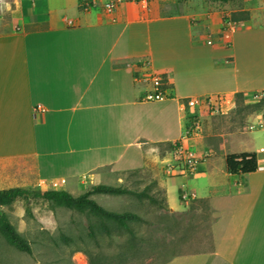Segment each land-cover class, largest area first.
I'll return each mask as SVG.
<instances>
[{
  "label": "crops",
  "instance_id": "1",
  "mask_svg": "<svg viewBox=\"0 0 264 264\" xmlns=\"http://www.w3.org/2000/svg\"><path fill=\"white\" fill-rule=\"evenodd\" d=\"M110 1L0 0V190L64 180L58 190L76 197L150 169L170 212L187 208L171 203L178 189L214 218L211 250L166 264H264V130L218 133L214 143L226 119L202 103L264 90V0H240L247 20L228 30L221 12L197 14L193 0H120L109 10ZM163 75L167 97L146 101ZM192 116L202 135L183 140ZM181 143L212 152L193 175L167 171L174 154L162 146ZM241 153L256 155V172H228L227 157Z\"/></svg>",
  "mask_w": 264,
  "mask_h": 264
},
{
  "label": "rangeland",
  "instance_id": "2",
  "mask_svg": "<svg viewBox=\"0 0 264 264\" xmlns=\"http://www.w3.org/2000/svg\"><path fill=\"white\" fill-rule=\"evenodd\" d=\"M197 14L208 12L210 7L222 14L223 30L232 29V16L244 15L238 11L240 0L231 3L193 0ZM231 19V20H230ZM235 98L220 117L224 123L214 126L210 136L216 143V134H244L250 131L256 116L264 113V101ZM246 134V135H247ZM145 173V174H144ZM140 176L124 174L118 187L143 191L156 196L157 203L138 200L133 196L98 194L91 199L107 211L134 213L142 222L133 223L135 236L108 222L111 235L104 233L99 222L87 216L43 199H18L2 207L16 230L32 247V254L19 252L0 239V264H164L176 256L200 253L212 249L213 213L199 201L181 199L178 189L171 192V203L184 210L172 214L164 205V197L154 186V174L148 169ZM76 197L82 190L75 189ZM29 208L30 213L27 212ZM95 237L91 236V231Z\"/></svg>",
  "mask_w": 264,
  "mask_h": 264
},
{
  "label": "trees",
  "instance_id": "3",
  "mask_svg": "<svg viewBox=\"0 0 264 264\" xmlns=\"http://www.w3.org/2000/svg\"><path fill=\"white\" fill-rule=\"evenodd\" d=\"M182 1V0H178ZM207 1V0H205ZM218 3H231L238 0H208ZM244 14V13H242ZM231 20V19H230ZM240 20H247V16L241 17L240 15L234 14L232 16V22H238ZM167 89H170V84L165 75L161 76V81L157 87L158 91L165 92ZM246 101V97L243 95H238ZM236 97V98H237ZM264 100L259 101V104ZM191 118V117H190ZM190 120V119H189ZM188 124V122H187ZM177 145H168L162 149H168L172 152L176 149ZM227 170L231 175H245L252 174L256 172L258 168L257 157L254 153H241V154H232L229 155L226 159ZM148 170L139 169L127 172L128 175L140 176ZM145 174V173H144ZM154 186L158 189V192L164 197V205L167 206L166 200V191L158 186L156 180H154ZM96 194H107L110 196H133L136 199L148 200L152 204H156L158 201L156 196L150 195L148 191H136L128 189L126 187H113L107 185H98L92 187V189L85 194L80 196H73L72 194L66 191L48 190V191H31L21 188H14L8 190H0V239L5 242L7 245L15 248L19 252L26 253L28 255L32 254V247L29 241L24 238L15 228V226L10 221L8 215L2 211V207H7L16 202L18 199L28 200L29 198L33 199H43L49 202H52L60 207H64L68 210H72L87 216L94 217L99 224L102 226L104 233L111 235V229L108 226V222L114 223L117 227L126 230L130 235L135 236V231L133 228V223L142 222V219L139 215L134 213H115L107 211L101 205H99L95 200L91 199L92 195ZM202 203L209 204L205 201H199ZM27 212L30 213L29 208ZM175 213L181 212H172ZM91 236L95 237V232L91 231ZM169 261V260H168ZM167 261V262H168ZM165 262L164 264H166Z\"/></svg>",
  "mask_w": 264,
  "mask_h": 264
},
{
  "label": "built area",
  "instance_id": "4",
  "mask_svg": "<svg viewBox=\"0 0 264 264\" xmlns=\"http://www.w3.org/2000/svg\"><path fill=\"white\" fill-rule=\"evenodd\" d=\"M119 3L120 0H111L109 3L106 4L105 8L109 10L115 9ZM86 5L90 6L89 4ZM229 25L234 27L235 23L229 22ZM209 43L211 44V41ZM153 78L156 84L159 86L161 78L159 76H155ZM165 97H167L165 92L163 93L161 91L156 90L155 94L147 95L145 97V100L155 101V100L164 99ZM248 97H251L252 99H256V100H264V90L246 96V98ZM202 103L206 105V107L209 109L211 113L214 114L224 113L225 109L227 108V105H229L228 103L224 102V100H217V99L215 100L207 99ZM199 104H201V101L199 99H190L188 101V105L190 107H195ZM40 110L41 112H44V108H40ZM259 130H264V116H261L257 121H255L254 123H252V125H250V131L253 132ZM202 131H203L202 122L197 117L192 116L185 128L184 134L182 136L183 140L200 137L202 135ZM259 152L264 154V147L260 148ZM173 154H174V158H173L174 164H169L167 166V171L171 173L173 170L179 169L184 174L193 175L196 172L198 165L201 162L207 160L212 155V152L206 151L204 153L197 154L196 152L191 150L188 146L181 143L173 151ZM60 183H65V181L62 180L61 182H53L51 184V190L59 189ZM181 199L184 202H188L194 200L195 197L194 195H191L189 193H183L181 195Z\"/></svg>",
  "mask_w": 264,
  "mask_h": 264
}]
</instances>
